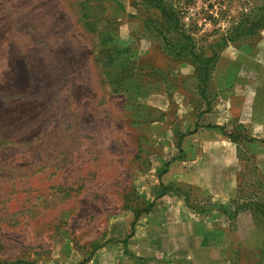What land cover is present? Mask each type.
I'll use <instances>...</instances> for the list:
<instances>
[{
  "label": "rangeland",
  "instance_id": "obj_1",
  "mask_svg": "<svg viewBox=\"0 0 264 264\" xmlns=\"http://www.w3.org/2000/svg\"><path fill=\"white\" fill-rule=\"evenodd\" d=\"M168 1L205 55L263 2ZM157 31L174 52L183 44L142 0H0V264H172L152 252L162 250L168 205L189 194L196 207H215L178 184L168 187L177 199L159 200L156 187L173 162H191L223 135L240 157L230 225L250 215L264 235V144L250 141L264 138V125L245 131L240 109L215 110L240 104L235 86L249 94L264 81L243 73L260 34L228 45L204 83ZM255 109L243 113L264 115ZM149 206L123 245L134 213Z\"/></svg>",
  "mask_w": 264,
  "mask_h": 264
},
{
  "label": "crops",
  "instance_id": "obj_2",
  "mask_svg": "<svg viewBox=\"0 0 264 264\" xmlns=\"http://www.w3.org/2000/svg\"><path fill=\"white\" fill-rule=\"evenodd\" d=\"M259 34L255 41L256 48H253L260 51L258 55L256 54V58L252 60L250 56L252 52L249 50L245 52L250 63L247 62L248 70L243 72L244 77L252 78L253 81L264 77V61L261 59L264 58V29ZM234 88L231 101L234 103L236 100V103L241 101L240 104L236 105L237 107L233 106V103L217 104L215 110L233 107L240 109L242 112L237 116L238 124L245 131L249 130L252 124L263 126L264 115L246 114L243 113V109L256 108L257 110L260 107L264 110V81H258V85L248 87L250 96L245 90H239L241 85ZM254 118L258 119L254 120ZM219 124L223 123H218L216 126L219 127ZM196 137L199 136L196 135ZM251 138L256 139L253 142L264 144V138ZM219 140V144H214L212 141V145L208 147L202 146L201 149L191 151V158H194L191 162H182V159L173 162L162 175V183L159 181L160 184L156 187L159 191L158 197H161L159 200L172 199L170 198L172 195L177 199L175 192L170 191L168 187L178 184L184 186L186 192L192 190L202 195V198L209 199L215 207L208 211L202 207H196V201L193 200L194 204H192L189 194L188 196L182 194L183 198L168 205L164 216L168 218L169 231L167 230L166 234L164 232L162 250L157 248L152 252L162 255L172 264H225L227 258H229L228 264L231 262L238 264L242 255L244 258L240 260L241 264H264V240L262 239L264 235L261 231L252 229L253 227L247 223L251 218L250 215L238 214L235 218L236 228H234L230 225L231 217L225 212V207L235 204L239 195L237 164L240 162V157L238 150L227 136L223 135ZM164 187L168 190L162 194ZM241 219L246 222L245 226H249L248 228L245 226H242V229L238 228ZM252 235H254V241L249 244L246 238L249 236L252 238Z\"/></svg>",
  "mask_w": 264,
  "mask_h": 264
},
{
  "label": "trees",
  "instance_id": "obj_3",
  "mask_svg": "<svg viewBox=\"0 0 264 264\" xmlns=\"http://www.w3.org/2000/svg\"><path fill=\"white\" fill-rule=\"evenodd\" d=\"M143 5L154 12L157 13L159 21L163 23L166 27L167 32H171L175 37L177 42H183L180 44V48L177 52H174L170 47V43L163 36L161 31H157L162 37L164 45L168 50L172 51V54L181 55V53L186 52L193 59V62L198 65L202 81L205 83L210 77V71L215 61L219 58V54L228 46L233 45L236 42L248 40L250 43L259 32L264 29V0L259 7L250 8L249 12L242 15L241 18L236 21L235 25L228 29L224 34L220 35L209 45V55L204 53H197L195 51L194 40L187 34L181 25V13L180 9L177 8L173 2L168 0H142ZM250 45V44H247ZM218 128L223 131L222 128ZM182 135H179V139ZM254 141V139H250ZM168 188H163V193H166ZM151 209L138 211L134 213V218L130 226V234L121 242L123 245L127 244L128 239L132 236V230L142 214H147ZM230 216V215H229ZM230 217H234L233 215ZM20 264V263H17Z\"/></svg>",
  "mask_w": 264,
  "mask_h": 264
}]
</instances>
